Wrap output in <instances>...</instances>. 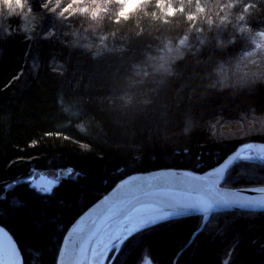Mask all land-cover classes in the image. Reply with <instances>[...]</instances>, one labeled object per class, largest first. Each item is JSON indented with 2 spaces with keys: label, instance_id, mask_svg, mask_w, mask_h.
<instances>
[{
  "label": "trees",
  "instance_id": "1",
  "mask_svg": "<svg viewBox=\"0 0 264 264\" xmlns=\"http://www.w3.org/2000/svg\"><path fill=\"white\" fill-rule=\"evenodd\" d=\"M226 1L160 2L167 16L158 0L139 11L117 0H0L8 5L0 10V225L25 264H56L69 226L123 178L202 172L247 143L214 131L244 114L264 118L262 49L243 52L233 70L223 50L240 39H220L238 25L263 32L264 0ZM207 4L222 20L206 15ZM202 23L213 35L193 42ZM183 26L190 40L182 54L148 68L164 51L161 38ZM46 171L63 173L51 193L25 182ZM223 186H264V167L236 164ZM202 224L194 216L142 231L114 264H138L144 253L155 264H221L230 249V264H264V213L214 215L192 241Z\"/></svg>",
  "mask_w": 264,
  "mask_h": 264
},
{
  "label": "water",
  "instance_id": "2",
  "mask_svg": "<svg viewBox=\"0 0 264 264\" xmlns=\"http://www.w3.org/2000/svg\"><path fill=\"white\" fill-rule=\"evenodd\" d=\"M241 162L264 167V143H244L220 164L202 172L163 168L123 178L69 226L56 264H106L114 248L133 235L166 222L203 217L201 229L194 234L193 241L214 215L264 213V186H223L228 171ZM25 182H32V187L43 193H51L60 185L59 180L46 175L36 179L31 177ZM123 227L127 232L121 233V240L115 244L110 240V234ZM0 264H25L17 240L2 225ZM147 264H152L151 259Z\"/></svg>",
  "mask_w": 264,
  "mask_h": 264
},
{
  "label": "rangeland",
  "instance_id": "3",
  "mask_svg": "<svg viewBox=\"0 0 264 264\" xmlns=\"http://www.w3.org/2000/svg\"><path fill=\"white\" fill-rule=\"evenodd\" d=\"M158 1H159V5H161L160 7H161L162 12L167 16H171V14H172L171 10L169 11V13H167V12L165 13V9L162 6L163 3H160V2H166L167 0H158ZM227 1H226V3H227ZM117 2H120V4H118V6L121 4H124L126 10L131 9V11H139L142 7H145V8L147 7L146 4H147L148 0H117ZM218 5L221 7L222 4H218ZM207 7L208 8L206 9L207 10L206 15H210V16L213 15L211 17H216V19L214 18L216 20V22H218L219 20H222V16H221L222 13H220V15H219L220 9H218L215 5L211 6L210 4H207ZM213 8H217L218 10L215 11ZM228 9L229 8L226 7L222 10H224V11L226 10V12H228L227 11ZM122 11H123V8H122ZM236 16H238L239 21L235 20ZM236 16L234 17L235 22L240 23L242 20L244 21V19H245L242 15H240L238 13ZM189 20H192V18H189ZM198 25H201V24L198 23ZM202 25H205L204 26L205 29H203L201 31L195 30L197 32L198 37L191 39L193 42H199V41L201 43L205 42L207 34H209L211 32L210 33L211 36L213 35V31H211L212 29L210 27H208L205 23H202ZM183 28H185V27L184 26L179 27L178 28L179 32L176 35L170 34L173 36L167 35V36L161 38V41L159 43H160V47L163 46L164 51H161L156 55L157 59H155L154 63H151L148 68L154 69L156 64H158V66L160 68L168 66V64L171 62V60L176 55L180 56V54H182L183 48L187 45L188 41L190 40L188 37H186V38L182 37V34H184L185 32L188 33V31H189V30L185 31ZM232 30H230L229 33H227V34H226V32H223L225 37H223L224 39H220L222 41H225L223 44H225L226 41L227 42L230 41L233 37L238 36V38L240 39V41H238V43H237V46L232 47V43L230 42V43H227L229 45L227 50H223L225 52V59H226L225 62H226V64L230 65L231 69L235 70V68L233 66L239 65V64H237V63H239V57L242 56L243 52H245L246 50L248 51L249 48H251V50L254 49L255 51L262 49L261 50L262 53H260L258 51V54L259 55L261 54V59L264 60V31L262 32V30H258L256 32V31H253L252 29H250L248 27H240V25L235 26L234 29H232ZM251 30H252V32H251ZM83 31L86 34L89 33V32H86V29H83ZM80 35H82V34L80 33ZM216 37H215V39H217ZM192 45H191V50L193 51V49H195L196 47L192 46ZM245 47H247V49H244ZM187 54H188V52H187ZM247 54H248V52L245 53V55H244V56H246L245 58H248ZM243 62L244 61H241L240 66L246 67L245 64H242ZM258 68H259L258 65H256L255 67L253 66V70L258 69ZM248 69H250L252 71L251 68L248 67ZM142 72H143V75L145 76L148 71L143 69ZM261 73L263 74V77H264V68L261 70ZM214 133H215V135L222 136L225 138L230 137V138L242 139L244 142H251L253 140H250L249 138L264 136V118H251V117H249V114H244L240 120L236 121L232 125H226L225 123L223 124V126L219 125L218 127L215 128ZM238 164L249 165V167L257 166V165L246 163V162H241ZM240 174L243 175L244 173L241 172ZM40 175H46L51 179L60 180L63 176V173L57 172V171H46V172H39V173H37L31 177H34L36 179ZM246 175L252 176L250 173H248ZM28 183H31V182H28ZM143 231H145V230H143ZM135 235H133L132 237H134ZM132 237H130L122 245H119L118 247L114 248L111 251V253H110V255L106 261V264H114L115 263L116 257L121 253L125 244ZM233 252L234 251L231 249L224 252L223 256L221 257V264H230V262L233 260V255H234ZM148 259H151L149 254L144 253V254H142L141 260L139 261L138 264H147ZM151 262H152V264H155L152 261V259H151ZM29 264H38V263L34 259H32L29 261Z\"/></svg>",
  "mask_w": 264,
  "mask_h": 264
},
{
  "label": "bare ground",
  "instance_id": "4",
  "mask_svg": "<svg viewBox=\"0 0 264 264\" xmlns=\"http://www.w3.org/2000/svg\"><path fill=\"white\" fill-rule=\"evenodd\" d=\"M124 232H127V229H126V227H123V228H121V229H117V230H115V231H113L111 234H110V240H114V243L115 244H117L120 240H121V233H124ZM108 238V239H109ZM106 241H108V243L107 244H109V240H107L106 239ZM118 246V245H117ZM107 251V249L105 250V252ZM104 252V253H105Z\"/></svg>",
  "mask_w": 264,
  "mask_h": 264
},
{
  "label": "clouds",
  "instance_id": "5",
  "mask_svg": "<svg viewBox=\"0 0 264 264\" xmlns=\"http://www.w3.org/2000/svg\"><path fill=\"white\" fill-rule=\"evenodd\" d=\"M22 6H24V7H27V6H28L27 0H22ZM7 7H8L7 4L0 3V10H3L4 8H7ZM16 7H17V5H16L15 3H13V4L11 5V8H12L13 10H15ZM29 10H31V9L29 8ZM8 15L11 16L12 13L10 12V13H8Z\"/></svg>",
  "mask_w": 264,
  "mask_h": 264
},
{
  "label": "snow or ice",
  "instance_id": "6",
  "mask_svg": "<svg viewBox=\"0 0 264 264\" xmlns=\"http://www.w3.org/2000/svg\"><path fill=\"white\" fill-rule=\"evenodd\" d=\"M229 163H231V161H229ZM226 167V166H225ZM225 203H227V201H224Z\"/></svg>",
  "mask_w": 264,
  "mask_h": 264
}]
</instances>
